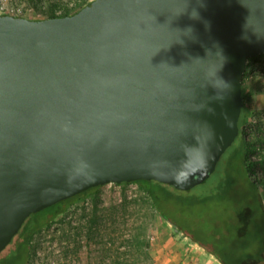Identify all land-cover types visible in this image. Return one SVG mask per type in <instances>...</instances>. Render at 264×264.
Instances as JSON below:
<instances>
[{"label": "water", "instance_id": "1", "mask_svg": "<svg viewBox=\"0 0 264 264\" xmlns=\"http://www.w3.org/2000/svg\"><path fill=\"white\" fill-rule=\"evenodd\" d=\"M264 55V0H92L0 14V252L24 220L107 183L206 179Z\"/></svg>", "mask_w": 264, "mask_h": 264}, {"label": "rangeland", "instance_id": "2", "mask_svg": "<svg viewBox=\"0 0 264 264\" xmlns=\"http://www.w3.org/2000/svg\"><path fill=\"white\" fill-rule=\"evenodd\" d=\"M91 1L0 0V14L44 19L51 12L55 15L73 14ZM241 93L244 111L240 110V114L245 115L242 131L247 140L259 142L258 152L251 154V159L256 161L264 155L261 148L264 147V105L260 110L256 108V104H264V55L247 60L241 78ZM261 116L263 119H259ZM234 141L209 174L211 182L221 176L233 148L239 144V137L236 136ZM254 168L252 177L262 196L264 172L256 166ZM240 181L238 175L234 201L229 191L224 195L227 201L208 211V217L212 214L229 215L233 205L245 200L246 193ZM203 189L200 182L193 184L198 197H202L199 193L204 192ZM29 222L31 227L34 220L30 217ZM178 246L188 256L195 255L194 247H200L156 212L149 196L137 183H107L78 197L57 213L51 224L34 231L29 237L26 264H172V255L177 253Z\"/></svg>", "mask_w": 264, "mask_h": 264}, {"label": "trees", "instance_id": "3", "mask_svg": "<svg viewBox=\"0 0 264 264\" xmlns=\"http://www.w3.org/2000/svg\"><path fill=\"white\" fill-rule=\"evenodd\" d=\"M67 15L70 13L55 15L51 12L47 18ZM241 96V111H244L242 93ZM244 120L245 115L241 113L237 121V137L240 141L233 148L221 176L216 182H211L208 177L199 181L204 186V192L199 193L202 197H198L195 195L196 191H193L195 180L180 189L155 180L134 181L149 196L152 206L163 219L212 254L220 264H264V205L257 181L252 177L255 166L264 172V155H260L256 161L251 159V154L258 152L259 142L244 138L241 125ZM261 148L264 149L263 146ZM238 175L246 193L245 200L241 199L238 205H233L229 215L212 214L208 217V211L227 201L224 200L226 193L230 191V198L233 199ZM99 187L90 188L28 216L0 252V264H26L30 235L44 225L51 224L54 216L69 203ZM30 217L34 220L31 227Z\"/></svg>", "mask_w": 264, "mask_h": 264}, {"label": "crops", "instance_id": "4", "mask_svg": "<svg viewBox=\"0 0 264 264\" xmlns=\"http://www.w3.org/2000/svg\"><path fill=\"white\" fill-rule=\"evenodd\" d=\"M263 105L264 104H256V108L260 110L262 109ZM261 199L264 205V194L261 196ZM194 251H195V255L190 254L188 256V253L183 252L181 247L176 248L175 252L177 253H174L172 255L173 261L171 263L172 264H220V262L217 259H215L212 254H210L208 251H205V249L202 248L201 246L198 248L194 247ZM207 253L211 258L206 255Z\"/></svg>", "mask_w": 264, "mask_h": 264}, {"label": "built area", "instance_id": "5", "mask_svg": "<svg viewBox=\"0 0 264 264\" xmlns=\"http://www.w3.org/2000/svg\"><path fill=\"white\" fill-rule=\"evenodd\" d=\"M259 119H263V116L259 117Z\"/></svg>", "mask_w": 264, "mask_h": 264}]
</instances>
